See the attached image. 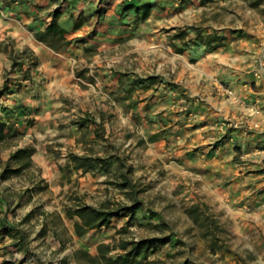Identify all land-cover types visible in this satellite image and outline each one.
<instances>
[{
    "label": "rangeland",
    "instance_id": "rangeland-1",
    "mask_svg": "<svg viewBox=\"0 0 264 264\" xmlns=\"http://www.w3.org/2000/svg\"><path fill=\"white\" fill-rule=\"evenodd\" d=\"M55 13L58 51L34 38ZM45 67L95 92L25 105ZM0 121V263L90 264L101 244L116 258L155 239L132 264H264V0H0ZM23 148L31 165L6 172ZM133 202L74 233L79 207Z\"/></svg>",
    "mask_w": 264,
    "mask_h": 264
},
{
    "label": "trees",
    "instance_id": "trees-1",
    "mask_svg": "<svg viewBox=\"0 0 264 264\" xmlns=\"http://www.w3.org/2000/svg\"><path fill=\"white\" fill-rule=\"evenodd\" d=\"M149 5L143 6V17L145 18L149 12ZM57 16L58 14L55 13L52 17L51 22L46 26L44 31H40L34 34V38L38 41L43 43L45 46L50 48L53 51H58L62 47L66 46L68 44V41L66 40V35L68 34L67 30L63 28L58 22H57ZM80 26V22L76 20L74 22L73 28L77 29ZM209 40L207 41L208 44L213 43L215 41V38H212L210 36L207 37ZM1 126H3V122L0 121V140L4 139L6 137V134H4L3 129H1ZM156 136H154L155 139ZM32 155V149L30 148H23L16 150L10 157L6 164L7 169L6 172H12L16 174L21 166L18 163L19 160L22 158H26V166L31 165L30 157ZM73 161H80L84 164H79L77 166L78 168L84 169V171H89L91 167L95 163H98L102 161L100 158H95L91 160L92 162L89 164V166H85L90 159L82 156H71ZM15 160L16 163H18L16 168L9 170V164L10 161ZM87 161V162H86ZM84 166V168H83ZM89 169V170H88ZM5 173V172H4ZM127 180V178H125ZM128 182H125V185H127ZM138 205V202H133L130 206L122 207L114 211H107L104 207L100 209L93 208L91 206H81L79 207L73 215H76L80 223L75 222L74 223V233L77 236H81L84 232L91 229H96L104 226L108 220L112 217L118 216L120 213H131L134 208H136ZM67 213V212H66ZM67 216L69 218H72V214L68 213ZM157 241L163 242V240H155V239H144L137 242L131 243L130 250H126V246H122L121 249L124 251L123 255H119L116 258H110L107 257V251L109 250V246L105 244H101L97 247V254L95 256H90L88 254H84L87 257V261L90 264H132V261L139 256L141 253L145 252L146 250L150 249L153 244H155ZM0 264H12L11 260H4Z\"/></svg>",
    "mask_w": 264,
    "mask_h": 264
},
{
    "label": "crops",
    "instance_id": "crops-1",
    "mask_svg": "<svg viewBox=\"0 0 264 264\" xmlns=\"http://www.w3.org/2000/svg\"><path fill=\"white\" fill-rule=\"evenodd\" d=\"M26 45H28V47L30 49H32V51H34L36 55H38L39 60L41 61V56H39V54H42L43 50L40 47V44L35 41V42H31V43L26 42ZM38 69L41 71V68H38ZM43 71H44V73H42V75L45 78L47 76H49V77H47L45 82L50 83V89L49 90H45V88L43 89L41 84H39V81L41 79L38 77H36V78L33 77L32 80L33 81L35 80L36 83L33 85V88L30 91L33 93L36 90V92L38 93V96L37 97L30 96L29 97V96H27V95H29V93L27 95H23L22 102L25 105L31 106L32 105L31 103H35L37 101L36 103L40 104L42 107L43 106L45 107L46 106L44 103L45 98H43V97H45V95H43V94L46 93L47 91H50V93L52 94L49 99H55V98L58 99L59 96L61 98H65V99L66 98L80 99L81 98L80 94L84 95L82 98H86L88 96L89 91L91 93L95 92V91L92 92L93 90H91V89H86V90H84L85 88L81 89L79 87V84H78L73 72L69 71L68 68H65V67H45V68H43ZM50 75H53V77H50ZM87 75H96V73L93 71H90L89 73H87ZM97 80L99 82H102V78L101 79L98 78ZM103 81H104V83H107V82L112 83V81L109 78L104 79ZM16 103H18V102L16 101ZM51 105L53 106L55 104H51ZM61 105L65 106L63 103ZM44 110H45V108H44ZM56 118H57V116L52 115V113L50 111L44 112V114H43V119H49V121H54ZM4 215H5V213H3L2 215L0 214V219H1L2 223H4V218H3ZM10 229L15 230V231L18 230V232L21 234V231L18 228V224L16 226L14 224H12V228H10Z\"/></svg>",
    "mask_w": 264,
    "mask_h": 264
}]
</instances>
